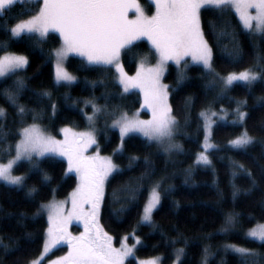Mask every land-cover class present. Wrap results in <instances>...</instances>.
<instances>
[{
    "label": "trees",
    "instance_id": "16d2710c",
    "mask_svg": "<svg viewBox=\"0 0 264 264\" xmlns=\"http://www.w3.org/2000/svg\"><path fill=\"white\" fill-rule=\"evenodd\" d=\"M140 1L148 12L152 11V5L147 0ZM38 7L34 0L30 4L17 2L0 13V56L4 52H16L25 55L29 61L24 69L4 79L0 89L11 85L18 77L24 79L26 90L21 94L19 103L39 114L38 119L33 121V113L29 112L21 123L16 109L0 96V107L7 112L0 124L4 125L5 132L11 133L0 143V160L8 157L4 149L8 144L13 147L19 139L18 130L28 124L38 122L54 135H59V128L63 125L84 128V110L90 112L92 109L90 105L85 107V100L95 99L99 105H106L108 110L125 108L132 111L140 105L139 92H124L111 66H87L76 55L68 56L65 66L77 76V80L57 85L48 53L59 46V35L50 31L45 40L37 44L34 34L22 33L19 37L11 34V28L19 20L33 15ZM210 22L216 24V33L227 24V34H213ZM201 24L205 39L213 48V67L217 72L225 74L248 67H254L256 71L264 69V36L256 40L243 27L234 10L225 15L202 10ZM234 51L236 55H232ZM147 52H150V47L145 40L134 42L131 50H126L121 57L126 71L133 72L135 58ZM187 62L188 68L181 84L177 85L176 64L168 63L164 75V81L169 86L172 114L178 121L176 137L181 143V150L173 157H167L154 141L138 134L125 137L122 154L113 155L115 163L124 171L106 182L99 221L114 236L115 242L120 236L133 235L134 232L141 240L135 250L138 258L157 256L161 257V264H170L175 258L174 249L185 247L182 264H202L204 249L208 248V264H240L239 255L225 250L226 245L264 253V245L245 235L247 228L264 222V101L258 99L264 97V76L251 86L236 82L224 95L213 97V92L206 86L209 75H205L201 65ZM42 90L50 92L51 98L38 100L34 93ZM240 101H246V104L240 105V110L247 113L244 124L215 122L211 140L216 148L209 150L211 164L196 165L194 161L202 150L204 135L201 111L211 108L226 110L231 119H236L235 109ZM53 103L56 104L55 114L51 108ZM104 120L98 121L97 143L102 153L113 154L119 132ZM245 128L254 142L244 149L230 146L229 141ZM131 156L138 157V160L129 169ZM233 162L244 165L245 170L251 172V178L240 172ZM14 172L27 176L23 188L0 181V240L9 246L7 251L0 248V264H28L40 253L47 220L43 213L35 215L37 210L53 197H66L76 185L74 174L65 176L66 162L53 155L40 158L39 168L21 161L14 167ZM45 172L51 179L42 183ZM233 172L237 173L235 177ZM145 173L147 176L138 202H129L127 197L130 193L125 188L136 185ZM252 180L255 181L254 187ZM156 181L161 182L162 200L153 213L154 227L139 224L148 190ZM233 185L239 189L235 196ZM32 187L37 191L29 196L28 190ZM53 188L56 189L54 195ZM122 206L127 210L117 215L116 210ZM229 213L237 215V225L224 231L225 218ZM173 239L179 242L172 245L170 241ZM63 249L64 246L56 248L48 257ZM128 263L136 264L135 258Z\"/></svg>",
    "mask_w": 264,
    "mask_h": 264
},
{
    "label": "snow or ice",
    "instance_id": "6c2138e0",
    "mask_svg": "<svg viewBox=\"0 0 264 264\" xmlns=\"http://www.w3.org/2000/svg\"><path fill=\"white\" fill-rule=\"evenodd\" d=\"M17 2L32 3L33 0H0V13L5 9L14 6ZM39 4V11L28 19H22L11 28L13 37H19L22 33L34 34L36 43H42L50 31L58 32L61 38V45L48 53V59L55 69L54 80L57 85L62 82L71 84L77 78L65 67V61L70 53L81 56L87 66L108 67L115 66L118 83L123 86L124 92L131 88H139L144 95V104L152 112L150 120H139L129 117L126 112L114 108L111 111L107 106L97 105L92 100H85V107L91 105V114L85 113L89 122V130L75 133L71 129L64 128V140L59 141L54 137L46 135L38 124L32 123L21 127L18 130L19 140L15 143V155L7 163H0V181L6 185L23 188L27 174L14 175V167L21 161H27L33 168H39L40 158L48 154L58 155L66 158L67 170L75 173L77 186L70 193L71 208L66 207L67 201H55L54 199L41 204L35 215L47 212L48 227L45 231V238L40 257L32 259L28 264H43L48 253L61 243H67L69 251L66 255L49 261V264H125L126 259L134 256L137 246L141 244L139 237H135V243L127 244L128 236L121 242L120 248H114L112 237L104 232L98 224L102 205L105 201V184L110 177L123 173V169L114 163L111 156H100L97 143L96 123L99 119H111V128H118L121 143L113 150V155L122 154L123 141L130 133H140L149 141H156L159 144H167L165 151L180 150L181 145L173 143V138L178 127V121L172 114V108L168 103L169 86L161 83L169 61L177 65V85L185 79V71L188 62L185 57L191 56L194 63L202 65L205 75H211L213 79L209 82L214 86L217 78L224 90L231 88L234 83L242 82L251 86L264 76V69L254 70V67L245 68L239 72H230L226 76H220L213 67V48L210 46L201 24V14L204 11H215L225 15L229 10H234L239 17L243 27L249 31H255L264 36V0H152L155 4V13L151 16L145 15L136 0H34ZM134 9L136 16L129 19L128 13ZM255 9V15L250 13ZM213 34L223 36L227 34V24L221 27L216 33V24L210 22ZM141 37H146L158 56L154 66L146 67L147 58L141 59L136 75L129 77L124 72L121 64L122 54L131 50L134 42ZM7 45H4L6 47ZM232 55H236L235 51ZM28 58L23 55L5 54L0 56V84L10 75H15L19 70L28 65ZM183 65V67H181ZM26 90L24 79L17 78L11 85L0 89V96L16 109V113L24 117L29 112L33 113V121L38 119L39 114L33 109H28L19 103L21 94ZM38 100L51 98V93L42 90L34 93ZM67 98V97H66ZM264 101V97L258 98ZM187 103V102H186ZM246 101L238 102L235 109L236 120L234 124L243 125L247 113L240 110V105ZM53 114L56 111V104H51ZM83 111V109H82ZM7 115L6 109L0 107V120ZM201 118L204 120V143L202 150L197 153L194 163L196 165H210L209 150L216 148V145L209 142L210 129L214 121L207 110L201 111ZM10 132L4 131V125L0 124V143H3ZM254 142L245 128L239 135L229 141L233 148L244 149ZM97 146V154L94 156L85 155L87 149ZM11 155L12 145L8 144L4 149ZM138 160V157L129 158V169ZM234 166L240 172L246 173L251 178L250 171L245 170L244 165ZM233 172V176H236ZM264 174V170H262ZM147 173L143 174L136 185H130L125 191L130 193L127 197L129 202H138L144 186ZM47 173H43V182L50 181ZM253 187L255 181L252 180ZM161 182H154L149 190L147 198L140 211L139 224H153V213L161 203L160 192ZM235 196L239 189L233 185ZM250 190V189H249ZM37 189L32 187L28 195L36 193ZM53 195L56 189H52ZM114 197L116 192L114 190ZM125 207L116 210L117 215L126 211ZM83 222L84 232L78 237H73L67 230V225L72 219ZM226 227L224 231L235 228L237 215L229 213L225 218ZM135 231V230H134ZM134 235V232H133ZM246 237L264 245V223H256L246 232ZM178 239L170 241L172 245L178 243ZM185 244L187 242L185 241ZM8 245L0 240V248L8 250ZM225 250H231L240 257V264H264V253L255 249H249L237 245H226ZM175 260L173 264H182V257L186 255L185 247L174 249ZM210 251L204 249L202 264H208ZM139 264H161V257H154L140 261Z\"/></svg>",
    "mask_w": 264,
    "mask_h": 264
},
{
    "label": "rangeland",
    "instance_id": "374dc122",
    "mask_svg": "<svg viewBox=\"0 0 264 264\" xmlns=\"http://www.w3.org/2000/svg\"><path fill=\"white\" fill-rule=\"evenodd\" d=\"M151 5H152V11H150V12H148L147 10H146V6H145V4L143 3V2H141L140 0H136V3L137 4H139L140 5V7H141V9L144 11V13H145V15H147V16H151V15H153L154 13H155V4L152 2V0H147ZM41 3H42V0H41ZM39 7H40V5H39ZM39 7H38V10L36 11V12H38L39 11ZM250 11V13L251 14H253V15H255V9H250L249 10ZM35 12V13H36ZM34 13V14H35ZM33 14V15H34ZM135 16H136V12H135V10L134 9H130L129 10V13H128V17H129V19H134L135 18ZM30 17V16H29ZM29 17H27V18H24V19H28ZM239 18V17H238ZM22 20V19H21ZM20 21V20H19ZM18 21V22H19ZM17 22V23H18ZM58 35H59V33L58 32H56ZM250 33H251V35L253 36V37H255L256 38V40L261 36V34H257V33H255V31H250ZM60 37V36H59ZM145 40L147 43H148V45H149V47H150V52H147V53H144V54H142V55H140V56H138V57H136L135 58V70L133 71V72H131V73H128L127 71H126V69H125V67H124V65H123V63H122V60H121V64H122V66H123V69H124V72L125 73H127V75L129 76V77H133V76H135L136 75V71H137V68H138V66H139V63H140V61H141V59H143V58H147V62H146V67H151V66H154L156 63H157V60H158V56L156 55V53H155V50L152 48V46H151V43L148 41V39L146 38V37H141L139 40ZM138 41V40H137ZM136 42V41H135ZM60 45H61V38H60V44H59V46L58 47H60ZM57 47V48H58ZM9 53H12V54H17V55H23V54H20V53H16V52H4L1 56H3V55H5V54H9ZM70 55H76V56H79L78 54H75V53H70L69 54V56ZM23 56H25V55H23ZM79 57H81V56H79ZM82 58V57H81ZM83 59V58H82ZM185 59L186 60H188L190 63H194L193 61H192V59H191V56H188V57H185ZM84 60V59H83ZM65 63H66V61H65ZM168 63H173V64H175L174 62H172V61H169ZM196 64V63H195ZM167 66H168V64H167ZM202 66V65H201ZM66 67V66H65ZM113 69H114V73H115V79H116V81H117V83H118V80H117V77H118V73L116 72V68H115V66H111ZM203 67V66H202ZM53 69H54V67H53ZM166 70H167V67H166ZM166 70H165V72H164V74H163V76L161 77V83L162 84H165V85H167L166 84V82L164 81V75H165V73H166ZM54 72H55V69H54ZM215 72L216 73H219V72H217L216 70H215ZM233 72H239V71H233ZM230 73V72H229ZM72 74V73H71ZM220 74V76H226L228 73H225V74H221V73H219ZM74 75V74H73ZM75 76V75H74ZM76 78H77V76H75ZM213 79V77L211 76V75H209V79H208V82H207V84H206V86L213 92V97L214 96H221V95H224L226 92H227V90H224L223 89V86H222V84L220 83V81H219V79L217 78V81H216V83H215V85L214 86H210V84H209V82L211 81ZM77 80V79H76ZM75 80V81H76ZM63 83V82H62ZM240 83H242V82H240ZM65 84V83H64ZM119 84V83H118ZM120 85V84H119ZM121 86V85H120ZM121 88H122V90H123V86H121ZM132 90H135V91H137V92H139V94H140V105H139V107L138 108H136V109H133L132 111H127V110H125V108H122V109H119V111H121V112H126L128 115H129V117H135V118H137V119H139V120H150L151 118H152V112H151V110L148 108V106L147 105H145L144 104V95H143V93L141 92V90L137 87V88H131V89H129V91H132ZM124 91V90H123ZM128 91V92H129ZM89 100H92V99H89ZM94 101H95V99H94ZM96 103V102H95ZM168 103H169V97H168ZM97 105H99L98 103H96ZM91 106V105H90ZM100 106H102V105H100ZM112 109H109V111H111ZM206 110V109H205ZM210 110H211V112H210ZM207 109V111L209 112V114H211V113H215V116H210V118H211V120L212 121H214V123L215 122H218V121H221V122H226V121H231V122H233L234 120H236V119H231L229 116H228V112L226 111V110H221V111H215L214 110V108H211V109ZM91 112H92V109H91V111L90 112H85V110H84V116H85V113H87V114H91ZM142 112H145L146 114L145 115H143L142 114ZM101 119H103L104 120V118H101ZM101 119H99V120H101ZM85 120H86V118H85ZM98 120V121H99ZM98 121H97V123H96V128H97V131H98ZM105 121V120H104ZM106 123H107V125L108 126H110L111 125V123H112V121H111V119L109 118V119H107V121H105ZM34 123H36V124H38L39 125V127L44 131V133L46 134V135H49V136H52V137H54L56 140H59V141H63L64 140V133L61 131L62 129H64V128H68V129H71V131L72 132H75V133H80V132H85V131H88L89 130V122L86 120V126L84 127V128H76V127H73V126H69V125H63V126H61L60 128H59V135H54V134H52L45 126H43L42 124H40V123H38V122H34ZM213 123V124H214ZM32 124V123H31ZM213 124H212V126H213ZM29 125V124H28ZM27 126V125H26ZM212 126H211V129H210V133H211V130H212ZM203 128H204V120H203ZM115 129H117L118 130V132H119V129L118 128H115ZM176 132H177V130H176ZM130 134H138V135H140V136H142V137H144L142 134H140V133H130ZM96 135H97V133H96ZM204 136H205V131H204V135H203V141H202V145H203V143H204ZM20 138V137H19ZM146 138V137H145ZM234 139V138H233ZM19 140V139H18ZM17 140V141H18ZM154 141V140H153ZM154 142H156V141H154ZM173 143H176V144H179V145H181V143H180V141L178 140V138L176 137V133H175V135H174V138H173V141H172ZM209 142L210 143H212L213 144V142H212V140H211V134H210V136H209ZM121 143V140H120V134H119V141H118V143H117V145H116V147L114 148V149H116L117 148V146L119 145ZM156 144L157 145H159V147H160V149L163 151V153H165V155L167 156V157H173L177 152H179L180 150H173V151H165V148H166V146H167V144L165 143V144H159L158 142H156ZM230 145V144H229ZM14 146H15V144L13 145V147H12V153H11V155H8V157H6L5 159H3V160H0V163H7V161L12 157V156H14L15 155V149H14ZM231 146V145H230ZM182 147V146H181ZM200 152V151H199ZM97 154V146L96 145H92V146H90L88 149H87V151H86V153H85V155H87V156H94V155H96ZM48 155H53V154H48ZM99 155L100 156H111L112 158H113V154L112 153H102L101 152V150H100V147H99ZM53 156H56V157H59V158H62L65 162H66V170H67V167H68V165H67V160H66V158H64V157H61V156H58V155H53ZM114 161V160H113ZM114 163H115V161H114ZM13 174L14 175H23V174H19V173H16V172H14V170H13ZM71 174H74L75 175V173L73 172V173H71ZM75 177H76V175H75ZM3 182V181H2ZM77 178H76V185H75V187L69 192V194L66 196V197H62V198H56V197H53V198H51L50 200H48V201H46V202H43L42 204H47V203H49V202H51L53 199L55 200V201H57V202H59V201H67V203H66V207L68 208V209H70L71 208V200H70V193L76 188V186H77ZM105 186H106V184H105ZM41 206V205H40ZM44 215H45V217H46V220H47V226H46V229H47V227H48V218H47V212L46 211H44V212H42ZM262 223H264V222H262ZM98 224H99V227L104 231V232H106L109 236H111L112 237V245H113V247L114 248H120V246H121V242H122V240H123V238L125 237V236H128V240H127V244L128 245H132V244H134L135 243V237H137L136 235H122V236H120L119 237V240H118V242H115V240H114V236L111 234V233H109L108 231H106L105 229H104V227L100 224V221H99V217H98ZM254 226V225H253ZM253 226H251V227H249V228H247L246 230H245V234H246V232H247V230L248 229H250V228H252ZM46 229H45V231H46ZM67 230H68V232L69 233H71V235L73 236V237H78V236H80V234L82 233V232H84V225H83V222L81 221V220H78V219H72L71 220V222L67 225ZM129 236H131L132 238L130 239L129 238ZM44 238H45V233H44ZM43 246V245H42ZM61 246H64V249L60 252V253H57V254H55V255H53V256H51V257H48L51 253H52V251H54L56 248H59V247H61ZM55 249H53L50 253H48L47 255H46V257L44 258V260H43V264H49V261H51V260H53V259H56L57 257H61V256H64V255H66L67 253H68V251H69V248H68V245H67V243H61V244H59V245H57V247H56ZM41 250H42V248H41ZM40 253H41V251H40ZM40 253L35 257V258H33V259H37V258H39L40 257ZM154 257H157V256H153V257H148V258H138V257H136L135 256V254H134V256H132V257H129L128 259H126V261H125V264H130V263H128V261L131 259V258H135V260H136V264H139V262L140 261H143V260H147V259H150V258H154ZM32 260V259H31ZM175 260V258L173 259V261ZM173 261L170 263V264H173Z\"/></svg>",
    "mask_w": 264,
    "mask_h": 264
}]
</instances>
